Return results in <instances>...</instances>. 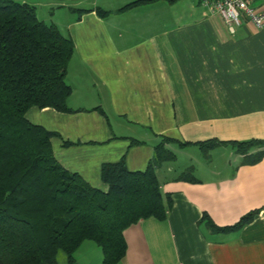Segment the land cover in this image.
I'll return each mask as SVG.
<instances>
[{
	"label": "crops",
	"instance_id": "obj_1",
	"mask_svg": "<svg viewBox=\"0 0 264 264\" xmlns=\"http://www.w3.org/2000/svg\"><path fill=\"white\" fill-rule=\"evenodd\" d=\"M25 1L75 45L66 78L72 112L33 107L26 114L59 134L52 149L66 170L106 192L103 164L125 158L130 171H144L163 138L176 140L168 145L176 162L158 172L173 208L165 221L125 231L120 264H264V159L244 165L226 145L207 159L198 145L264 140V29L243 19L232 33L201 0L124 11L137 0ZM191 167L197 183L175 180ZM254 211L237 231L215 232L204 220L232 227ZM75 259L103 264V253L84 242Z\"/></svg>",
	"mask_w": 264,
	"mask_h": 264
},
{
	"label": "trees",
	"instance_id": "obj_2",
	"mask_svg": "<svg viewBox=\"0 0 264 264\" xmlns=\"http://www.w3.org/2000/svg\"><path fill=\"white\" fill-rule=\"evenodd\" d=\"M159 1L180 0H137L121 11ZM74 51L73 40L39 20L34 6L25 0H0V264H58L60 252L66 254V264H75L84 242L101 248L103 264H120L128 249L125 231L142 220L165 221L173 208L158 172L176 162L177 155L168 148L176 140L163 138L144 171H130L125 158L103 164L105 192L58 162L52 139L59 134L27 120L33 107L72 112L66 78ZM198 145L207 159L220 145L242 156L244 165L264 159V140ZM175 180L198 182L193 167ZM257 213L225 228L204 220L215 232H231L251 223Z\"/></svg>",
	"mask_w": 264,
	"mask_h": 264
},
{
	"label": "built area",
	"instance_id": "obj_3",
	"mask_svg": "<svg viewBox=\"0 0 264 264\" xmlns=\"http://www.w3.org/2000/svg\"><path fill=\"white\" fill-rule=\"evenodd\" d=\"M264 0H201V7L210 14L223 18L232 33L248 19L256 29H264V8L258 9L255 3Z\"/></svg>",
	"mask_w": 264,
	"mask_h": 264
},
{
	"label": "rangeland",
	"instance_id": "obj_4",
	"mask_svg": "<svg viewBox=\"0 0 264 264\" xmlns=\"http://www.w3.org/2000/svg\"><path fill=\"white\" fill-rule=\"evenodd\" d=\"M187 149H195V148H187ZM187 159H188V156H184V160L182 159L181 162L183 161L184 164H185V162H187ZM166 165H169V164H166ZM166 165H165L163 168H165ZM178 165H180V164H178ZM163 168H162V169H163ZM92 243H93V242H92ZM56 260H57V263H58V264H66V263H67V256H66L65 253L60 252V253L58 254Z\"/></svg>",
	"mask_w": 264,
	"mask_h": 264
}]
</instances>
